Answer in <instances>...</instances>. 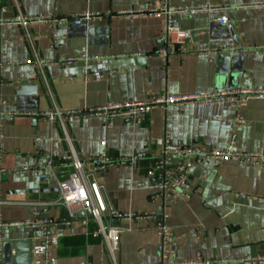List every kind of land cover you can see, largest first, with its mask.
Segmentation results:
<instances>
[{
    "label": "crops",
    "instance_id": "crops-1",
    "mask_svg": "<svg viewBox=\"0 0 264 264\" xmlns=\"http://www.w3.org/2000/svg\"><path fill=\"white\" fill-rule=\"evenodd\" d=\"M168 4L216 11L174 14L175 25L189 30L190 37L168 55L163 92V62L157 52L164 46L160 0H0L1 167L7 171L0 175V220L31 223L0 230L2 264L6 246H16L10 256L24 254L21 264H31L45 221H54L48 228L59 243L48 255L59 264H160L155 217L163 201L148 177L153 158L161 153L155 141L169 133L173 143L222 151L233 135L238 150L256 154L264 149V0ZM85 12L92 17L75 24L73 17ZM221 13L229 18L226 25L214 21ZM221 41L242 50L201 52ZM83 52L107 57L65 62ZM85 67L91 72L105 67L106 73L100 81H86ZM162 93L174 100L154 105L135 124L125 123L119 114L111 127L88 112L68 115L147 103ZM220 93L223 98L206 99ZM70 150L81 160L103 151L118 159L149 153L134 165L112 166L97 177L108 209L134 215L106 217V225L122 229L113 253L97 234L95 220L79 207L70 216L55 203L58 183L71 172ZM48 162V180L42 181L33 168ZM195 165L189 201L168 211L173 236L167 246L171 253L163 259L187 264H247L243 260L252 259L249 264H264L259 261L264 259V168L233 160L218 168Z\"/></svg>",
    "mask_w": 264,
    "mask_h": 264
},
{
    "label": "built area",
    "instance_id": "built-area-1",
    "mask_svg": "<svg viewBox=\"0 0 264 264\" xmlns=\"http://www.w3.org/2000/svg\"><path fill=\"white\" fill-rule=\"evenodd\" d=\"M159 11L162 15V34L164 38V46L157 52L161 56L163 62L161 80L163 82V92L166 90L167 84V58L172 52H175L178 47L190 37V31L187 29L179 28L175 25L174 14L176 12H190L196 13L201 9L215 10L213 7L208 6H190L188 8L174 7L168 4V0H160ZM92 17V13L85 12L79 16L73 17L75 24H81L87 22ZM214 21L220 25H226L229 22V18L225 13L218 14ZM215 51L217 53L232 54L242 49L235 45L233 42L221 41L213 49L202 48V51ZM141 55V53H138ZM106 55L90 54L83 52L77 57H70L65 60L66 63H70L73 60H80L88 62L90 60L99 61ZM39 65H45L43 60L36 61ZM64 62V63H65ZM2 61L0 59V76L2 71ZM106 73V68L102 67L99 71L91 72L88 67L84 69V79L92 81H100ZM234 94V93H229ZM225 93H220L216 96H206V99H220L223 98ZM174 98L168 97L165 93L152 97L150 102H135L125 105L117 106H105L100 109H91L89 111L73 110L68 112V115H80L84 112H88L93 116L103 117V121L107 127H111L113 124V118L116 115H121L123 120L127 124H135L144 121L147 114L154 105L157 104H169ZM238 101L242 102L244 98H238ZM72 118V117H71ZM1 127V126H0ZM170 134L166 133L162 138L155 141V145L159 146L161 153L153 158L151 169L148 172V177L153 184V188L157 190V196L163 201V210L156 216V229L160 236L159 252L162 257L160 264H187L179 263L176 261L166 262L163 257L166 253H171L167 246L172 241V229L168 224V211L173 204L179 201H189L191 197V184L189 178L195 164L206 163L215 168L221 166L224 161L233 160L237 163H248L253 166L264 168V149L256 154H248L240 149L238 150L234 145V136H231V141L226 146L227 148L220 151L215 148L207 149L198 146H182L179 143H173L170 140ZM2 139L0 129V175L6 174L7 171L1 167V161L3 157L2 153ZM105 144V141L102 142ZM54 146H58V142L54 143ZM69 167L71 172L67 179L58 183L59 197L55 201L56 204L66 207L70 216H73V207H79L80 210L89 215L98 224V232L103 237L105 243L110 251L113 253L118 248L120 234L122 229L118 227L108 226L104 223L106 217L111 219L121 220V218H130L134 215L118 213L114 210L108 209L106 202L102 197L103 186L97 181V177L106 172L112 166H119L122 164L134 165L138 160H142L148 157V152H138L129 158H114L106 151L100 154L91 156L85 160H81L77 157L74 151L70 150ZM66 166V165H65ZM52 163L48 162L43 165H38L33 168L38 178L42 181H47L48 176L46 170L51 169ZM20 170V169H19ZM16 169V171H19ZM25 171V169H21ZM0 204L2 202L0 201ZM54 221H45V227L43 228L41 240L32 247L31 255L33 259L31 264H59L56 257L48 255L49 249L56 247L59 243V238L51 234L48 225ZM31 223H5L0 220V230L13 227L29 226ZM3 240L0 238V264L3 261ZM245 263L249 264L255 262L252 259H244ZM264 261V259H259ZM194 264V263H191ZM205 264H230L229 261H208Z\"/></svg>",
    "mask_w": 264,
    "mask_h": 264
},
{
    "label": "water",
    "instance_id": "water-1",
    "mask_svg": "<svg viewBox=\"0 0 264 264\" xmlns=\"http://www.w3.org/2000/svg\"><path fill=\"white\" fill-rule=\"evenodd\" d=\"M23 88H20V91L23 92ZM14 249L16 251H18L17 247L14 246H6L5 249H4V262L5 264H10V263H13V264H21L22 261L24 260L25 256L24 254H16L14 255V257L10 256V252H11V249ZM26 260V259H25Z\"/></svg>",
    "mask_w": 264,
    "mask_h": 264
}]
</instances>
